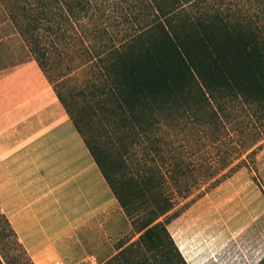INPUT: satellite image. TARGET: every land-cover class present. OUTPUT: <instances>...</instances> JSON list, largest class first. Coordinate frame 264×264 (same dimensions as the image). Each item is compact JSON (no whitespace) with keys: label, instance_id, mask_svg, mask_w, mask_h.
<instances>
[{"label":"trees","instance_id":"trees-1","mask_svg":"<svg viewBox=\"0 0 264 264\" xmlns=\"http://www.w3.org/2000/svg\"><path fill=\"white\" fill-rule=\"evenodd\" d=\"M0 5L138 235L103 264H187L167 229L168 214L203 183L189 179L194 170L179 162L165 179L160 168L134 158L143 138L158 152L153 135L162 126L225 131L240 106L264 119V0ZM77 69L86 77L74 88L68 82ZM228 166L209 164L204 176L224 177L239 165ZM0 218L20 253L18 264H34L1 212ZM0 264L15 263L0 250Z\"/></svg>","mask_w":264,"mask_h":264},{"label":"rangeland","instance_id":"rangeland-1","mask_svg":"<svg viewBox=\"0 0 264 264\" xmlns=\"http://www.w3.org/2000/svg\"><path fill=\"white\" fill-rule=\"evenodd\" d=\"M30 62L34 61L0 5V76ZM71 76L68 85L79 88L86 73L77 69ZM262 131L261 115L253 108L240 106L233 110L225 131L206 132L189 125L162 126L153 135L157 153L148 150L153 141L141 140L135 163L160 168L164 178L169 179V171L179 162L182 167L194 170L189 179L203 183L168 214L167 229L187 264H263L264 135L259 137ZM94 132L103 134L101 128ZM255 139L258 141L251 149L238 156L242 146ZM209 164L216 168L239 166L232 173L225 170L224 177L220 174L207 180L203 169ZM111 231L103 246L71 249L67 257L46 264H103L119 247L138 237L119 206L112 213ZM13 241L4 219L0 218V250L8 260L18 264L16 257L20 253Z\"/></svg>","mask_w":264,"mask_h":264},{"label":"crops","instance_id":"crops-1","mask_svg":"<svg viewBox=\"0 0 264 264\" xmlns=\"http://www.w3.org/2000/svg\"><path fill=\"white\" fill-rule=\"evenodd\" d=\"M34 62L0 76V212L46 264L103 246L119 205Z\"/></svg>","mask_w":264,"mask_h":264}]
</instances>
